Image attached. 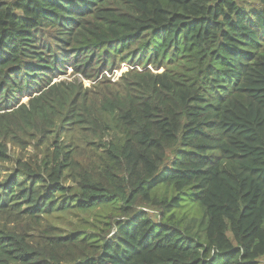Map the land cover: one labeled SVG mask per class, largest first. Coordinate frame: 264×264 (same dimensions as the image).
I'll list each match as a JSON object with an SVG mask.
<instances>
[{"label":"trees","instance_id":"obj_1","mask_svg":"<svg viewBox=\"0 0 264 264\" xmlns=\"http://www.w3.org/2000/svg\"><path fill=\"white\" fill-rule=\"evenodd\" d=\"M0 264H264V0H0Z\"/></svg>","mask_w":264,"mask_h":264},{"label":"rangeland","instance_id":"obj_2","mask_svg":"<svg viewBox=\"0 0 264 264\" xmlns=\"http://www.w3.org/2000/svg\"><path fill=\"white\" fill-rule=\"evenodd\" d=\"M121 72H125V71L122 70ZM121 74H122V73H121ZM121 74H120V75H121ZM120 75H119V76H120ZM105 76H106V75H105ZM119 76H117L114 80L116 81L117 78H118ZM106 77H107V76H106ZM62 78H66V79L69 80V81H71V80H73V79H78V81H79V82H82V84H83L85 87H89V85L94 84L96 81H99V79H100V78H98L96 81H94V82H90V81H87V80L82 79L79 75L71 76V71H70V70H68L66 76H65V77H62ZM110 79H111V81H112V78H110ZM113 82H114V81H113ZM25 101H26V98L23 97V98L21 99V102H25Z\"/></svg>","mask_w":264,"mask_h":264},{"label":"built area","instance_id":"obj_3","mask_svg":"<svg viewBox=\"0 0 264 264\" xmlns=\"http://www.w3.org/2000/svg\"><path fill=\"white\" fill-rule=\"evenodd\" d=\"M122 70L126 71L127 70V66L124 65L120 71H113L111 74H108V73L105 72L104 75H106L108 78H112V82H113V81H115L114 79L122 73L121 72Z\"/></svg>","mask_w":264,"mask_h":264}]
</instances>
